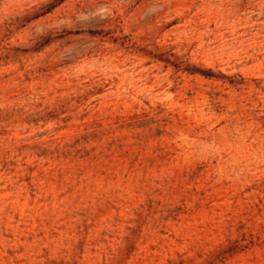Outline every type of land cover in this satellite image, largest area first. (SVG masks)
Masks as SVG:
<instances>
[{"label":"rangeland","instance_id":"1","mask_svg":"<svg viewBox=\"0 0 264 264\" xmlns=\"http://www.w3.org/2000/svg\"><path fill=\"white\" fill-rule=\"evenodd\" d=\"M0 264H264V0H0Z\"/></svg>","mask_w":264,"mask_h":264}]
</instances>
